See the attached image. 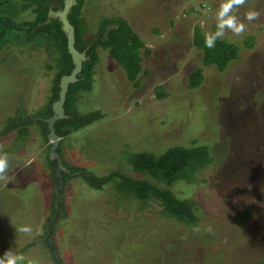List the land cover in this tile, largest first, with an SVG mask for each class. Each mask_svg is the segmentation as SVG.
<instances>
[{
  "label": "rangeland",
  "instance_id": "rangeland-1",
  "mask_svg": "<svg viewBox=\"0 0 264 264\" xmlns=\"http://www.w3.org/2000/svg\"><path fill=\"white\" fill-rule=\"evenodd\" d=\"M228 2L93 0L86 6L91 26L99 22L93 15L98 5L102 16L126 17L152 54L144 58L148 73H141L137 87L107 50L100 51L94 86L81 93L77 107L84 113L101 109L105 116L60 138L66 164L97 176L117 170L131 175L128 155L160 154L194 139L211 146L213 162L197 172L195 182L171 188L195 201L200 220L192 227L165 218L158 203L120 199L111 183L97 190L72 177L65 207L51 226L52 252L62 264H264V0L233 4L227 15L244 25L239 34L217 27ZM9 9L15 21L35 19L22 10V0ZM196 27L206 36L217 27L220 37L240 46L224 71L204 63L193 42ZM248 33L255 35L252 46L243 43ZM17 48L0 52V130L21 106L32 119L26 120L30 133L24 141L15 131L0 137V156L7 158L0 173V255L11 250L25 257L24 264H54L42 237L55 214L54 182L46 168L51 142L33 123L47 106L54 71L47 70L44 49ZM197 68H203V81L190 89L189 75ZM158 90L168 97H159ZM242 208L252 216L238 223L234 215ZM25 226L29 233L20 231Z\"/></svg>",
  "mask_w": 264,
  "mask_h": 264
},
{
  "label": "trees",
  "instance_id": "trees-1",
  "mask_svg": "<svg viewBox=\"0 0 264 264\" xmlns=\"http://www.w3.org/2000/svg\"><path fill=\"white\" fill-rule=\"evenodd\" d=\"M74 1L68 18L75 29V47L81 52L86 51V60L83 62L82 70L77 76L78 80L69 84L64 104L67 116L56 121L54 125L57 135L60 138L65 137L64 140L70 134L80 132L81 129L91 126L95 121L105 116L101 109L84 113L77 107V101L81 93L91 92L94 86L96 68L101 61V50L108 51L110 57L125 70L127 79L134 82L137 87L141 85V73L143 76L148 73L143 70L144 58L152 54V49L146 45L126 17L116 13L112 15L103 14L102 16L98 10L101 6L98 5L95 6L97 12L95 11L93 15L96 14L100 17L99 22L97 21L96 24L91 26L85 14V11H87L85 8L93 0ZM64 2L65 0H22V10H31L35 14V19L33 21L18 22L11 15H8L9 6H11L13 0H0V52L3 50L8 51L11 47L21 49L26 47L31 51L44 49L49 58V62L46 64L47 70L54 71L51 95L47 106L44 112L37 116L43 119L53 115L52 105L59 98L60 80L64 75L70 74L74 68L72 55L68 50L67 34L63 30V23L58 17H50L51 11L62 10ZM217 27L215 32L218 31ZM246 37L247 40L243 43L246 46H252L251 43H254L255 35L248 33ZM205 38L206 35L202 30L196 27L193 42L202 51L204 63L206 65L215 64L220 71H224L227 65L236 58L240 46L236 41H232L226 36H219L215 39L213 47L209 48L205 44ZM202 69L197 68L189 75L188 87L190 89H195L202 84L204 76ZM158 96L166 98L168 92L158 90ZM23 113L24 108L21 106L15 116H10L7 119L4 127L0 130V137L15 131L17 138L21 141L27 138L30 130L26 121L28 118L26 119ZM41 118L33 121V123L40 128L42 139L49 142L48 123ZM50 145L51 143H49V150ZM60 149L58 150L62 152ZM49 150L46 162L51 165L50 179L53 180L55 187L60 180L56 170L58 162L49 157ZM210 150L211 146L208 143H200L194 139L190 146L177 144L167 148L160 154L140 151L126 157L127 164L131 166V175L117 170L104 176H97L85 168L68 166L61 153L63 165L68 169V172L62 171L64 181L61 193L66 195L65 187L74 176L81 177L90 187L97 190L111 183L115 194L120 199H134L143 204H148L150 201L158 203L161 206L160 213L165 218L175 219L188 227L196 226L200 216L195 201L188 198H179L171 188L178 182H195L197 172L213 162ZM135 175L139 177H135ZM54 199H56L55 192ZM63 207H65V204H62ZM56 211L57 209L53 205V212ZM251 216L250 209L242 208L236 211L234 219L238 223H243ZM51 231L54 236L53 228ZM47 235L48 229L46 234L42 236L43 244H46L44 238ZM49 250L52 253L53 249L49 248ZM53 259L54 264L63 263L61 258L57 260L53 256Z\"/></svg>",
  "mask_w": 264,
  "mask_h": 264
},
{
  "label": "water",
  "instance_id": "water-1",
  "mask_svg": "<svg viewBox=\"0 0 264 264\" xmlns=\"http://www.w3.org/2000/svg\"><path fill=\"white\" fill-rule=\"evenodd\" d=\"M74 5V0H65L64 6L62 10L58 11H51L50 17L55 16L61 19L63 23V30L67 34L68 39V50L72 55L74 68L72 72L69 75H64L60 80V92H59V98L53 103V115L49 118L43 119L48 123L49 127V134L48 139L50 140L52 146L50 148V158L54 159L56 158L58 160V174L63 170L65 171V168L63 166L62 160L60 155L57 152V148L60 144V137L57 135L55 130V122L59 119L65 118L67 115L65 114V108L64 104L66 101V96L69 88L70 83H74L78 80L77 75L82 70L83 61L85 60L84 52H80L75 47V29L74 26L71 24V22L68 19V14L70 12L71 7ZM63 186V181L60 180V183L58 184L56 188V194H57V201H56V208L57 213L55 214L53 220L48 225V235L44 239V242L47 244L49 248H52L55 251V246L50 243V240L52 239V231L51 226L54 223V221L57 219L59 213L61 212L60 208V202L62 201V194L60 192V189ZM56 258V255L54 256Z\"/></svg>",
  "mask_w": 264,
  "mask_h": 264
},
{
  "label": "clouds",
  "instance_id": "clouds-1",
  "mask_svg": "<svg viewBox=\"0 0 264 264\" xmlns=\"http://www.w3.org/2000/svg\"><path fill=\"white\" fill-rule=\"evenodd\" d=\"M243 2L244 0H229L228 3L222 5L220 11L218 12V17H222V19H220L218 23L219 29H223L225 26H227L237 34L241 33L244 30V25L242 23L236 22L235 17L227 15L229 13V10L232 8L233 4L238 5V4H242ZM254 16H255L254 12L247 13L248 19H253ZM220 35H221V31H216L213 34L207 35L205 38L206 46L209 48L213 47L215 39ZM6 167H7V158L5 156H0V173H3ZM20 231L24 233H29L31 231V228L25 226L22 227ZM24 261H25V257L23 255L14 253L11 250H6L2 255H0V264H24Z\"/></svg>",
  "mask_w": 264,
  "mask_h": 264
},
{
  "label": "flooded vegetation",
  "instance_id": "flooded-vegetation-1",
  "mask_svg": "<svg viewBox=\"0 0 264 264\" xmlns=\"http://www.w3.org/2000/svg\"><path fill=\"white\" fill-rule=\"evenodd\" d=\"M74 3H75V1H74ZM68 15H69V14H68ZM68 19H69V18H68ZM69 21H70V20H69ZM71 24H72V23H71ZM83 62H84V61H83ZM82 67H83V65H82ZM80 72H81V71H80ZM80 72H79V73H80ZM79 73H78V74H79ZM77 76H78V75H77ZM77 78H78V77H77ZM52 107H53V105H52ZM38 118H41V117H38ZM38 118H33V119L37 120ZM51 146H52V145H50V148H51ZM58 147H59V146H58ZM59 148H60V147H59ZM59 148L56 149L57 152H58V149H59ZM60 150L62 151V149H60ZM61 153H62V152H61ZM58 154H59V152H58ZM59 155H60V157H61V154H59ZM62 155H63V153H62ZM49 157H50V150H49ZM54 160H56V158H55ZM61 160H63L62 157H61ZM46 165L48 166V167H46L47 169H48V168H49V169L51 168V165H49V164H47V163H46ZM56 170H57L58 178H60V180L64 181V177H63V175H62V171H63V170L60 172L61 175L58 174V165H57ZM66 170H67V172H68V169L65 167V171H66ZM50 180H51V179H50ZM60 180H59V183H60ZM59 183H58V184H59ZM53 185H54V183H53ZM57 186H58V185H56V186L54 187V188H55V191H54V192H55V195H56V199H54V200H55V202H54V208H55V209H57V208H56V201H57L56 188H57ZM62 187H63V186H62ZM61 189H62V188H61ZM61 189H60V192H61ZM61 194H62V193H61ZM64 197H65V195L62 194V201L60 202V208H62V204H63V201H64ZM61 212H62V209H61ZM61 212H60V213H61ZM56 213H57V211L55 212V214H56ZM60 213H59V214H60ZM55 214H54V216H55ZM58 216H59V215H58ZM57 218H58V217H57ZM52 220H53V219H52ZM56 220H57V219H56ZM50 223H51V222H50ZM46 237H47V236H46ZM46 237H45V238H46ZM45 238H44V239H45ZM52 238H53V236H52ZM54 246H55V245H54ZM51 249H52V248H51ZM55 250H56V247H55ZM52 253H53V252H52ZM53 256H55V253H53Z\"/></svg>",
  "mask_w": 264,
  "mask_h": 264
},
{
  "label": "bare ground",
  "instance_id": "bare-ground-1",
  "mask_svg": "<svg viewBox=\"0 0 264 264\" xmlns=\"http://www.w3.org/2000/svg\"><path fill=\"white\" fill-rule=\"evenodd\" d=\"M80 52H81V51H80ZM82 52H84V57H85V60H86V54H85L86 51L84 50V51H82ZM85 60H84V61H85ZM54 159H55V158H54ZM54 159H52V160H54ZM56 160H57V159H56ZM57 162H58V160H57ZM62 163H63V162H62ZM63 166H64V165H63ZM64 168H65V166H64Z\"/></svg>",
  "mask_w": 264,
  "mask_h": 264
}]
</instances>
